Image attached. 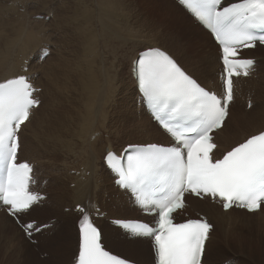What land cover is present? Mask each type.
<instances>
[{
  "label": "snow or ice",
  "instance_id": "1",
  "mask_svg": "<svg viewBox=\"0 0 264 264\" xmlns=\"http://www.w3.org/2000/svg\"><path fill=\"white\" fill-rule=\"evenodd\" d=\"M210 30L219 46L223 91L206 89L166 50L148 47L133 61L132 73L142 100L173 143L130 144L123 156L109 151L105 162L131 190L136 203L155 217L154 225L114 220L134 237L150 238L156 264H203L213 226L206 218L176 222L185 208V193L218 200L249 213L264 210V131L252 134L217 157L213 133L226 127L234 99L233 77H247L254 60L240 57L244 48L264 45V0H179ZM43 55L47 56V50ZM36 89L23 75L0 82V208L20 224L30 239L48 225L21 223L44 197L30 191L33 168L19 162L21 126L40 105ZM248 107L254 105L250 102ZM82 214L77 264H130L102 245V232L87 209ZM99 214V213H98Z\"/></svg>",
  "mask_w": 264,
  "mask_h": 264
},
{
  "label": "bare ground",
  "instance_id": "2",
  "mask_svg": "<svg viewBox=\"0 0 264 264\" xmlns=\"http://www.w3.org/2000/svg\"><path fill=\"white\" fill-rule=\"evenodd\" d=\"M84 1L85 0H83V2ZM88 1H89L88 3L95 6V7H92L93 9H91V8L90 9L93 10V12H94V9L95 10L99 9V14L95 13V15H94V13L92 12L91 16H89L91 10L86 11L87 8L84 9V7H83L84 5H82L81 2H80L81 3L80 4L79 0H78L77 3H79V5L82 8L80 6H79L80 8L79 7L78 8H72V5H71V8H69V9L58 10L57 16L53 15L50 10L45 13L44 18H45V16H49V15L51 16L50 21H49L50 23L47 24L48 25V31L51 28L57 32H62L63 31L62 26H64V25L66 27L68 25L76 26L79 24L81 26H83L84 28L87 26L89 29V25H90L89 23H91L90 21L93 20V23L95 21H97L99 29L101 31L100 32L98 29V32L101 33L102 37L105 39L104 45H105V50L107 52L106 57L109 58L108 66H107V68H105V71H104L106 81H105V79H102L105 81L103 90H105L106 94H107L106 95L107 102H104V103L109 104V105L112 104L113 106L115 104V107L114 108L112 107L114 109L113 113H111V112H109V113L113 114V116L115 115V116L120 118L121 121L117 120V123H118V125L121 126V128L125 127L124 129L132 131V132L137 131V132H139L138 134H140L138 136L145 137L146 140L144 142H131V143L124 144L120 149L115 150V151L112 147H110L112 145L109 141L105 142V144L102 145L101 147L100 146H98V148L96 147L97 149L93 148L92 147L93 144H92L91 147H88L90 149L86 150V153H88L89 158H93L94 156H97L99 153H103V155L101 157V161H103L104 156L106 155V153L109 152V150L111 152L119 153L124 147H126L130 144L144 145V144H148V143H155V144H159V145H169V139L166 138L164 133H162L160 131V129L150 121V118L145 114V111L142 108H137V106H136V103H135L136 102V100H135V97H136L135 82L133 80L132 67H131L132 62H133V60H135L137 58L139 53H141L142 51H144L148 47H159V48L164 49L163 47L159 46V44L161 43L160 38L163 36L166 40V42H165L166 46L165 47L169 51L166 49H164V50L168 51L186 71H188L191 75H193V77L195 79H197V81L201 84V86L205 87L206 89L213 90V89L218 87V82L216 81L217 75L215 77V81H213L212 76H214L215 72L217 73L218 70L221 69V66L218 62L219 52H218L217 47L212 42L209 34L205 30H203L198 24H196V22L188 14H186V12L180 6H178V4L175 2V0H88ZM228 1L231 2V0H228ZM73 2H75V1L73 0ZM13 3H14V1H13ZM13 3H12V5H13ZM63 4H65V2ZM74 5H76V4H74ZM139 5H140V8H139ZM77 6H78V4H77ZM131 6H136L140 10V14L136 15L135 18L140 21L142 28H144L145 30H147L148 32L151 33L150 36L144 37L142 40L137 41L138 42L137 45H134V44L131 45L132 43H129V42L124 43L125 40L130 38V37H128V38L124 37L125 38L124 42L117 41V39H122L123 36H131L134 31L129 30V31L123 32L122 29L119 30L117 24H120V23H117L118 18H116L115 15H117L118 13L116 14V12H117L116 10H118L119 8L121 9L123 7L124 9H127L128 11H130L129 9L131 8ZM66 8H68V7H66ZM144 8H145V10H144ZM62 9H65V8L62 7ZM114 12H115V14H114ZM93 18H95V19H93ZM145 18H152V21L150 23L148 21L143 22ZM47 25L42 23V26H41L42 28H39L40 31L43 32V26L45 27ZM44 30H45V28H44ZM35 31H37L38 33H41V32H39V30H35ZM37 32L28 33V36H27L28 41H32L34 38H36ZM163 32H165L169 35H166ZM88 35L86 34L85 37ZM119 35H121L122 37H120ZM94 36L95 35H93V37ZM42 37L40 39H43ZM89 37H90V35H89ZM134 37L135 36H133V38ZM91 39H92V35H91ZM135 39H137V38H135ZM3 41H4L3 39L0 40V45L4 44V45H2L1 50H0V68L4 67V66H6V67L8 66V67H7V70L4 73H2L3 75L0 76V82H3L9 78H14V77L19 76V75H25V76L30 77L31 82L34 83L36 88L41 89L40 92L37 94L41 100V104L37 107L36 110L33 111V114L30 118L31 122L27 123L26 125H22L21 131L19 132L20 143H21V150L18 154L19 161H21V162L27 161V162L33 164L36 168L37 165L39 164V161H38L39 158L43 157L45 153H48V154L50 153L49 148L52 151L56 152V154H55L56 156L60 155V158H61V153L57 152V145L60 148L64 149L65 152H67V151L71 152L73 150V141H76L77 135H69L68 123L66 122L65 118L55 119L51 115V113L55 109V106H58L60 104L59 103L60 101L58 102L59 104L58 103L56 104V102L54 101L55 98L56 99L58 98L57 93L60 92L59 89H60L61 85H60L59 75L61 72H63V74H64L71 67L65 68L66 60H65L64 55H63L62 57H58L55 62L53 61L54 63L52 61H50L48 63L49 65L47 64L48 66L47 65L42 66V64H39L40 65L39 69H36V67H33L30 65V62L28 61V59H30L29 58L30 56L25 51L21 52V54L16 55V57L19 60L17 58H13V55L9 51V50H12V49H10V45L7 44V42L5 43ZM10 41H12V46H14L15 43L18 42V40H13V39ZM88 41H86V42H88ZM95 42H96V39H95ZM132 42H134V41H132ZM45 43L46 42L44 41V44ZM88 44H89V42H88ZM69 45H71V44H69ZM89 46H91V43ZM81 47H83V46L81 45ZM174 47L177 48V50H179V52L185 51V57H187L186 63H185V60L182 61L176 57V54L172 51V48H174ZM41 48L42 47H40V50H39L40 54L38 55V58L44 52L41 50ZM45 48L46 47H44L43 49H45ZM76 48L78 49V47H76ZM205 49H209L211 51V54L210 53L206 54ZM30 51L32 52V50H30ZM255 51L256 52L264 51V47H257ZM47 52H49V51L47 50ZM217 54H218V56H217ZM245 56L248 58H251V59H257L260 61L261 64L264 63V52H263V54H259V53H255V52L250 51V52L246 53ZM48 57L49 56H47V58ZM79 59H81V58H79ZM208 60H212V63L214 64L213 68H211L209 66ZM77 61L79 62L80 60H77ZM83 61L89 62L87 59H83ZM25 62L29 65V67L28 66L25 67ZM38 62L41 63L39 60H38ZM190 62H193V64ZM71 63H73V61ZM189 63H190V67H187L186 64H189ZM193 66L196 69L200 68V72L202 73V77L196 76L194 70L191 69ZM261 66H263V65H261ZM125 67H126V73L125 72L123 73V68H125ZM21 69H22V71H21ZM24 69H27L26 73L24 72ZM261 69H264V67L263 68L260 67V70ZM86 70L91 72V73L89 72L90 73L89 77H92V79L89 81L87 80V81L82 83L84 86V89H85V91L83 92L85 100H82L81 102L82 103L84 102L82 104L84 112L88 113L90 116H94L93 115L94 111H89L86 108L89 106V103H87V99L89 96L88 93H89V91H91V94L94 96V97H92V101L96 102L95 96L99 93V90L101 91L102 87L99 84L100 81L97 80L98 78L96 77L97 78L96 79L94 77V73L91 71V69L86 68ZM39 74H40V79L37 78L38 80H36L34 78V75L38 76ZM87 76H88V74H87ZM99 77H101V76H99ZM99 80H101V79H99ZM97 82H98V85L95 86V84ZM240 82H242V84L241 85L238 84L237 99L232 103V105L229 108V117L226 120V127L223 128L218 133H216V136H215V141L218 144V147L216 149L218 155H221L222 153L230 150L232 147L236 146L238 143L243 142L250 135L258 134L259 132L264 131V127L263 128L259 127L261 129L258 131H257V129H258L257 128L256 130L253 129V131L255 130L254 132L250 131L251 133H246V131L248 129L256 126L257 123H263L264 122V106H263V108H261V107L257 106L258 103L257 104L254 103V107L251 108L252 110L250 109L251 111L250 110H248V111L242 110V111H240V112H242V114L239 112V117L235 116L234 110H236V109L233 108V106L236 102H239V101L241 102V96L243 94L249 93L247 95H251V90L253 88L259 89V86H264V73L262 74V76H260L258 74L257 78H255V74H254V76L252 78L239 81V83ZM247 82H249V84L247 86H242V85L246 84ZM87 84H89V87L87 86ZM99 86L101 88H99ZM242 90H244V91H242ZM101 92H103V91H101ZM60 94L62 95L63 93H60ZM114 94L118 95L115 103H114V100H111L112 98H114L116 96ZM56 95H57V97H56ZM133 95H135V96L133 97ZM60 98H63V96H61ZM132 98H133V100H132ZM58 100H59V98H58ZM69 100H71V99H69ZM74 100L75 99H73V101ZM90 101H91V99H90ZM261 101H264V94L262 95ZM91 105L95 106V103L91 104ZM59 107H61V106H59ZM69 107H71V106H69ZM64 108H65V106H64ZM96 108L98 109V105H96ZM97 109H96L95 113L99 112L98 111L99 109L98 110ZM56 110H58V109H56ZM65 110H64L62 116L60 115L61 117H63L64 115H66L70 112V111H65ZM107 115H108V113H107ZM111 116L112 115H110L109 117H111ZM257 116L259 119L255 118ZM109 117H106V118L109 119ZM91 118H93V117H91ZM111 119L112 118H110V120ZM90 120H92V119H90ZM240 125H241V128H239ZM89 128H91V127L89 126ZM121 128H120V130H121ZM117 130L115 129V131H117ZM59 137L62 138L61 141H59ZM112 137H114V135ZM109 138H108V140H109ZM155 138H159V139H161V141H157V140H155ZM50 141H56L57 143H51L49 145V148H48V143ZM61 162H62V160H60L59 163H61ZM101 163L102 164L99 165V167L97 165H95L94 168L89 167V166H87L86 168H83L82 167L83 165H80L81 167L79 166V170H80V168H82L81 173L79 174V176H75L73 178V184L75 187L74 191L78 195V197L76 196L72 200L73 202L77 201V204L75 206L85 205V207L87 209H89V211L92 213V216L94 218L93 219L94 222L97 223L98 226L101 225L100 228L103 225V221L99 220L98 216H101L103 214H104L103 218L107 219V220H110V219H112V220H129V219L137 218V217H122L120 215L115 216L116 211H118L119 213L124 212V213L129 214V212L131 210H134L136 207L134 206L135 207L134 208L131 205L132 203H131L130 198H129L130 196H128L125 191H120V190L116 189L113 186L114 184H112V183H111V185H108L107 182H108V179L111 178V176H110V173L104 168L103 162H101ZM96 168L101 170V173H100L101 175L98 176V174L96 172ZM86 170H91L88 177H84L86 174H88V171L86 173ZM59 171H63L61 169V167H59ZM63 172L65 173V171H63ZM61 173L62 172H60V174ZM61 178H63V177H61ZM104 183H106V185ZM113 183H114V181H113ZM41 184H42V182L40 181L39 186H38L40 189H42V187H43V186H41ZM55 185H56V183H55ZM58 185L59 184H57V186ZM65 191H66V188H65ZM60 193H63V191ZM66 193L69 196V192H66ZM43 194H45V193H43ZM95 196L97 199L101 198L99 203L104 209L107 210L106 212L101 211V212H99V214L98 213L95 214V209L93 208L95 206L92 207ZM121 196H123V197H121ZM96 198H95V201L97 200ZM47 200H49V198ZM188 203L190 205V209L188 210V211H190V213H188V214H190L191 216L193 215L192 213H197L199 215H203V216L207 217L209 222L213 225L212 231L210 232V239L206 242V252H205V256H204L205 259H206V256L209 255L210 251L213 252L216 249H219L222 246H225L226 244H228L230 242L231 239H234V237H236L238 239V236L236 233L237 230L235 228L236 224L239 225L241 228H243V227L247 228L250 226H256L259 228L264 227V210H261L259 212L252 213V214H247L243 211H238V210H233V209H230L228 212H222L220 210V208L218 209V211H215L216 205L211 204L207 200L201 201V200H198L195 198H188ZM44 204H45V202H43V204L41 206L33 207V209H31L30 212L34 213L38 208L43 207ZM75 206L72 207V209L75 208ZM111 206L113 207L114 210L111 208ZM137 211H138V209H137ZM72 212L73 213H71V214H63L61 223L65 222L69 217L74 218V222H73L74 224L78 223L77 226L76 225L74 226V229L70 228L71 229L70 230L71 235H72L71 249L73 247V250L77 251V244H78L77 227L80 224L79 222L81 220L82 215H79L78 213H75L74 211H72ZM138 213H139V211H138ZM110 214H114V216H111ZM132 216H133V214H132ZM254 217H257L256 222H259V223H255L254 221H250V219H252ZM30 218H31V216L29 215L28 219L27 218L23 219V222L28 223L30 221L29 220ZM56 220H57V218H56ZM58 221H60V220H58ZM37 222H38V225H40L41 222L40 221H37ZM15 223L16 222L14 220L7 217L3 212L0 214V231L7 232L8 234L15 236V234H18L20 232L19 228L15 225ZM46 223H47V221L45 222V224ZM55 223H57V221H55ZM61 223H58L55 225L60 226ZM101 232H102V242L105 244V248L107 250L110 251V248H113L116 245H120L121 246L120 250H122L124 253L129 254V255L133 254L135 256H134V258L132 257V259H130V258L122 257L121 255H119L116 252H112L113 254H115L119 257L125 258L129 261L131 260V262H134L137 264H151L152 263V260H153L152 247L150 245V242L147 239L141 238V237L128 236L127 234L121 232L118 228L113 227V225L108 226V227H102ZM63 233H64V228H62V230L59 234H63ZM3 234H6V233H3ZM116 234H117V238H113L114 242H111V238L116 237V236H113ZM65 235H66V233H65ZM249 238H247V239H249ZM57 239H58V237L51 239L52 240L51 244H53L54 246L57 245V248H59V251H62V248L66 247L65 245L67 244V242L63 243L61 241H57ZM241 239H243V238H241ZM260 241H262V240H260ZM234 243H235V241H234ZM248 245L251 246V244H248ZM254 246L256 249L262 250V252L264 251V245L254 244ZM259 250H257V251L259 252ZM20 251H22V249ZM243 253H244V251H243ZM25 254H27V253H25ZM28 254H30V253H28ZM58 255L59 256L61 255L60 252L58 253ZM29 256L30 257L32 256V258L29 259L26 262V264H42L40 262V260L37 259L35 256H33L31 254ZM74 256H75V254H74ZM74 256H73V258H74ZM58 261H60V260H58ZM68 264H73V263L70 260Z\"/></svg>",
  "mask_w": 264,
  "mask_h": 264
},
{
  "label": "rangeland",
  "instance_id": "3",
  "mask_svg": "<svg viewBox=\"0 0 264 264\" xmlns=\"http://www.w3.org/2000/svg\"><path fill=\"white\" fill-rule=\"evenodd\" d=\"M13 1H14V3H13ZM67 1L68 0H9V1L8 0H0V32H1L0 33V40L3 39L4 40L3 42H5V43L7 42V44L10 45V49H12V50H9V51L13 55V58H17L16 57L17 54H21V52L25 51L30 56L29 57L30 59H28V61L30 62V65L33 67H36V69H39V66H40L39 64H42V66L47 65L50 61L55 62L58 57H62L64 55V58L66 60L65 68L71 67L64 74H63V72H61L59 75L60 85H61L60 89H59L60 92L57 93L59 100H58V98L57 99L55 98L54 101L56 102V104L60 101L59 102L60 104L58 103L59 105L55 106V109L51 113V115L55 119L65 118L66 122L68 123L69 135H77L76 141H73V150L71 152H69V151L65 152L64 149L60 148L57 145V152L61 153V158H60V155L56 156L55 155L56 152L52 151L49 148V145L51 143H57V142L56 141H50L48 143V148H49L50 153L49 154L45 153L43 157H40L38 160L39 164L35 168L37 177L39 178V182L40 181L42 182L41 186H43L42 187L43 193H45L47 195V199L49 198V200L46 199L43 207L38 208L34 213L30 212L25 218L28 219V216L30 215L31 218L29 219L30 220L29 222L40 221L41 223L38 226H42V225H46V224H52L53 225L52 228L48 229L46 232H41L38 234H32V237L30 239L20 229H19L20 232L18 234L14 233L15 236L10 235L7 232L0 231V264H26V262L32 258V256L31 257L29 256L30 254L35 256L37 259H39L42 264H68L70 260L72 261V258L74 256V254L76 253V250H73V247L71 249L72 235H71V231H70L71 229L70 228L74 229V226L75 225L77 226L78 223L74 224L73 223L74 218H71V217H69L65 222L61 223V221H62V215L73 213L72 211H74V208L72 209V207H74L77 204V201H74V202L72 201L76 196L78 197V195L74 191L75 187L73 184V178L75 176H79V174L81 173L82 168H80V170H79L80 165H83L82 166L83 168H86L87 166L94 168L95 165H97L99 167V165L102 164L101 163L102 162L101 157H102L103 153H99L97 156H94L93 158H89L88 153H86V150H89L90 148H88V147H91L92 144H93V146H92L93 148H96V147L98 148V146L101 147L102 145L105 144V142L109 141L112 145L110 147H112L115 151V150L120 149L124 144L131 143V142H144L146 140L145 137L138 136L140 134H138L139 132H137V131L132 132V131L124 129L125 127L121 128V126L118 125V123H117V120L121 121L120 118L115 116V115L113 116V114H111V113H113V110H114L113 108L115 107V104L113 106L112 104L109 105V104L104 103V102H107V100H106L107 94H106V91L103 90L104 82L106 81L104 71H105V68H107V66H108L109 58L106 57L107 52L105 50V45H104L105 39L102 37L101 33L98 32L99 26H98L97 21L94 20L95 21L94 23H93V20L90 21L91 23H89L90 24L89 29L87 26L84 28L83 26H81L79 24L76 26L68 25L66 27L64 25V26H62V30H63L62 32H57L51 28L48 31V25L47 24L50 23L49 21H50L51 16L50 15L45 16V18H44V15L49 10L51 11V13L53 15L57 16L58 10L69 9V8H71V5H72V8H78L80 6L79 5L80 2L82 3V5H84L83 6L84 9L87 8L86 11H90L91 9H93L92 7H95L94 5L88 3L89 2L88 0H85L84 2H83V0H79V3H77L78 0H74L75 2H73V0H69L68 2ZM64 2H65V4H63ZM12 3H13V5H12ZM74 4H76V5H74ZM77 4H78V6H77ZM62 7L65 9H62ZM66 7H68V8H66ZM122 8L121 9L119 8L118 10H116L117 12L115 11L116 14L117 13L119 14V15L117 14L118 16L115 15L116 18H118L117 23H120V24H117L119 30L122 29L123 32L130 30V31H134L135 33L133 32V34L131 36H123L122 37L121 35H119L120 37H122L123 40L117 39V41L124 42L125 38L130 37L131 39L130 38H128L129 40L126 39L124 43L129 42V43H132L131 45H133V44L137 45L138 44L137 41L142 40L144 37L150 36L151 33L148 32L147 30H145L144 28H142L140 21L135 18L136 15L140 14V10L136 6H131V8L129 9L130 11H128L127 9H124V8L122 9ZM139 8H140V5H139ZM144 10H145V8H144ZM92 12H93V10L90 11V14L88 13L89 16H91ZM115 12H114V14H115ZM93 13H94V15H95V13L99 14V9H97V10L94 9ZM93 19H95V18H93ZM145 21H148L150 23L152 21V18H145L143 22H145ZM42 23L47 25L45 27L43 26V32L40 31V29H39V28H42L41 27ZM94 26L95 27L97 26V27L95 28ZM44 28H45V30H44ZM35 30H39V32H41V33H38ZM99 31H100V29H99ZM30 32H37V37L34 38L32 41H28V39H27L28 33H30ZM163 33H165V32H163ZM86 34L87 35L89 34L90 37H89V35L85 37ZM165 34L169 35L167 33H165ZM91 35H92V39H91ZM93 35H95V36L93 37ZM133 36H135V37L133 38ZM41 37L43 39H40ZM135 38H137L138 40ZM12 39L18 40V42L15 43L14 46H12V41H10ZM95 39H96V42H95ZM160 39H161V43L159 44V46L168 50L165 47L166 46L165 45V42H166L165 38L162 36ZM44 41L46 42L45 44H44ZM86 41H88L89 44ZM132 41H134V42H132ZM90 43H91V46H89ZM69 44H71V45H69ZM2 45H4V44L0 45V50H1ZM81 45L83 47H81ZM40 47H42L41 48L42 51H44L45 49L49 51V52H47V56H49L48 58H47V56L43 55V53L38 58V55L40 54V52H39ZM44 47H46V48L43 49ZM76 47H78L79 50ZM30 50H32V52ZM172 51L176 54V57L179 60H182V61L185 60V63H186L187 57H185V51L179 52V50H177V48H175V47L172 48ZM205 51H206V54H209V53L211 54V51L209 49H205ZM252 52L263 54L264 51H260V52L252 51ZM79 58H81V59H79ZM83 59H87L90 63L84 62ZM38 60L41 63H39ZM77 60H80V61L78 62ZM72 61H73V63H71ZM208 61H209V66L211 68H213L214 64L212 63V60H208ZM257 61H258L257 62L258 63V70L255 73V78H257L258 74L260 76H262V74L264 73V69L260 70V67L261 68L264 67V63L261 64L259 60H257ZM190 63L193 64V62H190ZM190 63L186 64V66L190 67ZM261 65H263V66H261ZM26 66L29 67V65L25 62V67ZM7 67L4 66V67L0 68V76H2L3 75L2 73H4L7 70ZM86 68H90L91 71L94 73V77L98 78V79L97 78L96 79L98 81H100L99 84L102 87L101 88L99 86V88H101V91H103V92H101L99 90V93L95 96L96 102L92 101V97H94V96L91 94V91H89V93H88L89 96L87 99V103H89V106L86 108L89 111H94V114H93L94 116H90L88 113L84 112V109L82 107V104L84 102L83 103L81 102L82 100H85L84 93H83L85 91V89H84V86L82 83L87 81V80L89 81L92 79V77H89V74L91 72L87 71ZM191 69L194 70L197 77H202V73L200 72V68L196 69L193 66ZM124 72L126 73V67L123 68V73ZM87 74H88V76H87ZM99 76H101V77H99ZM215 77H216V72L214 73V76H212L213 81H215ZM34 78L36 80L40 79V74L38 76L34 75ZM99 79H101V80H99ZM102 79H105V81ZM238 84L241 85L242 82H240ZM248 84H249V82H247L246 84H244L242 86H247ZM96 85H98V82L95 84V86ZM87 86L89 87V84H87ZM242 91H244V90H242ZM60 93H63V94L61 95ZM247 94H249V93H247ZM247 94H243L241 96V102L240 101L236 102L233 106V108L236 109V110H234L236 117L237 116L239 117L240 111L246 110V102L244 101L243 98L249 97L253 101V103H255V104L258 103V105H257L258 107L263 108V106H264V101H261L262 95L264 94V86H259V89L253 88L251 90V95H247ZM57 95H56V97H57ZM114 95H116V96L114 98H112L111 100H114V103H115L118 95L117 94H114ZM61 96H63V98H60ZM134 96L135 95H133V97ZM69 99H71V100H69ZM73 99H75L74 100L75 102L73 101ZM90 99H91V101H90ZM132 100H133V98H132ZM94 103H95V106L91 105ZM63 105L65 106V108ZM96 105H98L99 110L96 108ZM59 106H61V107H59ZM69 106H71V107H69ZM56 109H58V110H56ZM96 109L99 111V112H97L98 114L95 113ZM64 110L70 111V112L68 114L64 115L63 117H61ZM246 111H248V110H246ZM109 112H111V113H109ZM107 113H108V115H107ZM240 113L242 114V112H240ZM110 115H112L113 117L112 116L109 117ZM91 117H93V118H91ZM106 117H109V119ZM110 118H112V119L110 120ZM255 118L259 119L258 116ZM90 119H92V120H90ZM88 125L91 128H89ZM259 127L263 128L264 122L263 123H257L256 126L248 129L246 131V133L254 132L257 128H258L257 129V131H258L261 129ZM120 128H121V130H120ZM239 128H241V125L239 126ZM115 129L116 130L118 129V130L115 131ZM253 129H255V130L253 131ZM113 135H114V137H112ZM108 138H109V140H108ZM61 140H62V138L59 137V141H61ZM155 140L161 141V139H159V138H155ZM60 160H62L61 163H59ZM59 167H61V169L63 171H65V173L63 171H59ZM87 171H88V174H86L84 177H88L89 173L91 172V170H86V173H87ZM60 172H62V173L60 174ZM96 172H97L98 176L101 175L100 169L96 168ZM61 177H63V178H61ZM55 183H56V185H55ZM107 183H108V185H111V183L113 184V180L110 178V179H108ZM57 184H59V185L57 186ZM104 184L106 185V183H104ZM64 187L66 188V191H65ZM62 191H63V193H60ZM66 192H69V196ZM127 195L129 196L128 193H127ZM121 197H123V196H121ZM95 198H96V196H95ZM95 198H94L93 205H92V207L95 206V207H93L95 209V214H97L96 212L98 211V209L100 210L99 212H101V211L106 212L107 210L104 209L99 203L101 198H99V199L96 198L97 199L96 201H95ZM130 201L132 203L131 205L134 207V204H133L131 198H130ZM111 208L113 209L112 206H111ZM218 209H219V207L215 206V211H218ZM115 213H114L115 216L120 215L122 217H137V218L139 217V213H138L136 208L134 210H131L129 212V214L124 213V212L119 213L118 211H116ZM187 213H190V211H187ZM114 214H110V215L114 216ZM132 214H133V216H132ZM192 214H193L192 216L195 217L194 215L197 213H192ZM101 216H98V217H101ZM56 218H57V220H56ZM58 220H60V221H58ZM99 220L103 221L102 227L112 226V224H110L109 220H107V219L103 218V219H99ZM46 221H47V223L45 224ZM55 221H57V223H55ZM105 221H108L109 224H107ZM250 221H254L255 223H259V222H256L257 217L250 219ZM54 223L55 224L61 223V225L60 226L55 225ZM100 226L101 225H99V227ZM62 228H64V233L59 234L61 232ZM235 228L237 230L236 233H237L238 239L236 237H234V239H231L230 242L228 244H226L225 246H222L221 248L216 249L213 252L210 251L209 255L206 256V259H205L206 264H208V263L209 264H223L228 260H230L232 263H235V264H264V251L262 252V250L256 249L254 246V244L264 245V227L259 228L256 226H250L247 228H244V227L241 228L239 225L236 224ZM3 233H6V234H3ZM65 233H66V235H65ZM113 236H116V237H112L111 242H114L113 238H117V234L113 235ZM57 237H58L57 241H61L63 243L67 242V244L65 245L66 247L62 248V251H59V248H57V245L54 246L53 244H51V241H52L51 239H54ZM241 238H243V239H241ZM247 238H249V239H247ZM260 240H262V241H260ZM234 241H235V243H234ZM248 244H251V246ZM120 248H121L120 245H116L115 247L110 248V251L116 252L119 255H121L122 257L130 258V259H132V257L134 258L135 255L126 254L122 250H120ZM21 249H22V251H20ZM257 250H259V252ZM243 251H244V253H243ZM59 252L61 254L60 255L61 257L58 255ZM25 253H27V254H25ZM28 253H30V254H28ZM58 260H60V261H58Z\"/></svg>",
  "mask_w": 264,
  "mask_h": 264
}]
</instances>
